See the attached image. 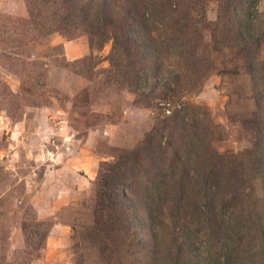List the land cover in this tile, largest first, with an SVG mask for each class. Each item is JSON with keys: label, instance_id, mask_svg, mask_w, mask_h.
Returning a JSON list of instances; mask_svg holds the SVG:
<instances>
[{"label": "rangeland", "instance_id": "rangeland-1", "mask_svg": "<svg viewBox=\"0 0 264 264\" xmlns=\"http://www.w3.org/2000/svg\"><path fill=\"white\" fill-rule=\"evenodd\" d=\"M180 1L192 7L193 20L201 14L216 20L217 0ZM256 11L264 60V0ZM27 18L24 0H0V264H76L72 228L85 220L93 202L100 163L114 162L115 150L135 147L170 113L158 109L161 99L141 102L112 80L106 82L110 44L93 51L100 63L87 75L64 63L89 54L85 36L68 41L54 33L40 39L22 30L20 21ZM58 45L62 51H51ZM208 45L205 34L198 51V68L204 72L198 91L183 94L177 104L190 106L207 137L206 151L226 170L219 172L215 200L225 228L216 249L232 245L235 237L238 264H264L262 178L232 169L243 162L239 154L257 143L243 123L251 120L255 101L249 78L230 52L215 55ZM226 197L232 198L230 207ZM166 224L159 230L163 252L174 248Z\"/></svg>", "mask_w": 264, "mask_h": 264}, {"label": "trees", "instance_id": "trees-1", "mask_svg": "<svg viewBox=\"0 0 264 264\" xmlns=\"http://www.w3.org/2000/svg\"><path fill=\"white\" fill-rule=\"evenodd\" d=\"M217 1L216 20L209 22L202 14L193 20L192 7L180 0H24V33L40 39L57 33L68 41L86 37L89 54L64 60L65 65L75 64L88 75L100 63L93 51L110 44L106 82L112 80L141 102L161 99L168 104L158 109L170 113L160 129L135 147L115 150L114 162L100 163L93 202L85 220L72 228L76 264L239 263L235 237L232 245L216 249L225 228L218 222L215 200L219 172L226 170L206 151L207 137L190 106L177 104L183 94L199 89L204 72L198 68V51L208 34V48L215 55L230 52L231 61L249 78L256 108L243 123L257 143L239 154L243 162L232 169L262 178L258 202L264 215V60L255 28L261 18L259 0ZM50 48L63 50L61 45ZM230 200L226 197L229 207ZM166 221L174 248L163 252L159 230Z\"/></svg>", "mask_w": 264, "mask_h": 264}, {"label": "built area", "instance_id": "built-area-1", "mask_svg": "<svg viewBox=\"0 0 264 264\" xmlns=\"http://www.w3.org/2000/svg\"><path fill=\"white\" fill-rule=\"evenodd\" d=\"M167 113H169L168 111H166Z\"/></svg>", "mask_w": 264, "mask_h": 264}]
</instances>
